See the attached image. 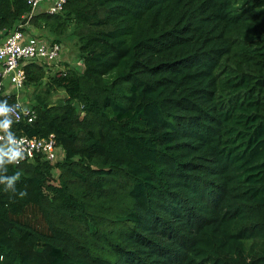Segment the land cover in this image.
<instances>
[{
	"label": "trees",
	"instance_id": "16d2710c",
	"mask_svg": "<svg viewBox=\"0 0 264 264\" xmlns=\"http://www.w3.org/2000/svg\"><path fill=\"white\" fill-rule=\"evenodd\" d=\"M28 10L0 0V31ZM32 24L71 31L83 66H26L66 96L37 93L12 131L65 158L58 183L47 161L7 166L0 264H264V0H68Z\"/></svg>",
	"mask_w": 264,
	"mask_h": 264
},
{
	"label": "built area",
	"instance_id": "2783aa9c",
	"mask_svg": "<svg viewBox=\"0 0 264 264\" xmlns=\"http://www.w3.org/2000/svg\"><path fill=\"white\" fill-rule=\"evenodd\" d=\"M67 2L68 0H27L29 10L16 21L14 28L0 31V95L14 94L16 96V103L10 105H19L13 116L14 123L32 122L36 117L31 104L21 98V93H24L26 87V66L29 63L45 66L47 72L52 75L63 71L64 74L66 73L69 65L59 69L60 64L66 61L68 54L65 44L53 42L46 36L39 35L35 31L32 19L40 13H62ZM16 136L24 139L26 155L25 159L13 165L14 167L23 163H32L37 159L47 161L54 166L65 158V150L58 143L55 134L42 138L17 134Z\"/></svg>",
	"mask_w": 264,
	"mask_h": 264
},
{
	"label": "clouds",
	"instance_id": "9594fccd",
	"mask_svg": "<svg viewBox=\"0 0 264 264\" xmlns=\"http://www.w3.org/2000/svg\"><path fill=\"white\" fill-rule=\"evenodd\" d=\"M19 105L10 106L6 100H0V191L17 194L16 182L20 179V173L6 175L7 166L19 164L25 159L24 139L17 138L12 131L13 116ZM19 196L27 195L20 191Z\"/></svg>",
	"mask_w": 264,
	"mask_h": 264
},
{
	"label": "rangeland",
	"instance_id": "374dc122",
	"mask_svg": "<svg viewBox=\"0 0 264 264\" xmlns=\"http://www.w3.org/2000/svg\"><path fill=\"white\" fill-rule=\"evenodd\" d=\"M35 31L42 36H48L47 34L50 33L48 30H40L35 28ZM71 31L68 32V34H65V42H63L66 46L67 49V58L66 61L60 64L59 69H63L66 65L69 66H79L82 69V63L79 59V55L77 54V48L74 45V41L77 39L75 38L74 35L70 34ZM1 37V36H0ZM59 71V70H55ZM49 72H47V75L45 77L46 81L48 79V76H50ZM46 81L43 82V84L39 87H36L35 85H28L26 84V87L24 89V93H21L22 99L26 103H32L35 102L36 100V94L39 93L40 95L50 99L52 103L57 102L59 99H62L63 97L66 96V92L62 89H54L48 92L47 90V85ZM132 114L124 115V116H119V119L122 120H129L132 118ZM52 174L54 177V182L58 183L59 176H60V170L57 168L56 165L52 167ZM20 219L25 221L26 223L32 225L33 227L46 231L48 229V225L45 221V219L36 212V209L33 206L28 207L22 215H20Z\"/></svg>",
	"mask_w": 264,
	"mask_h": 264
}]
</instances>
